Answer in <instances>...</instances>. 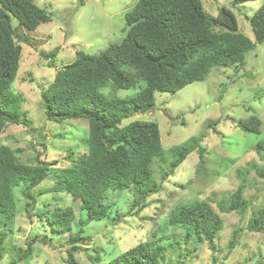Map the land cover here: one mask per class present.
Masks as SVG:
<instances>
[{
	"label": "rangeland",
	"instance_id": "374dc122",
	"mask_svg": "<svg viewBox=\"0 0 264 264\" xmlns=\"http://www.w3.org/2000/svg\"><path fill=\"white\" fill-rule=\"evenodd\" d=\"M50 14L48 22L40 23L36 29L27 30L14 17L11 24L15 38L22 46L19 68L11 89L23 96L21 110L25 112L24 125H8L0 134V144L6 143L20 162L33 163L37 153L47 162L56 161L52 168L70 165L78 153L86 151L88 123L84 118L66 119L61 122L47 121L41 104L40 93L52 80L56 69L72 61L77 51L98 54L110 44L122 40L125 34V14L137 0H32ZM264 0H246L233 6L231 0H201L206 12L215 16L222 6L234 13L238 31L252 41L254 34L250 17ZM215 28L225 29L222 25ZM58 47V53L51 59H43L40 51ZM49 61L52 65L49 66ZM126 68V67H125ZM246 73L253 75L248 78ZM143 81L128 89L100 88L107 96L127 98L140 90ZM257 116L261 121L259 133L245 131L236 125L239 119ZM155 121L160 130L164 148L163 158L152 164L153 177L160 191L147 198V205L139 211L132 210V190H108L106 205L110 207L109 217L91 220L80 226V211L77 202H72L68 193L52 191L38 196L39 190H50L53 185L52 172L34 189L36 202L30 219L21 195L20 183L14 187L16 213L7 222L0 219V264H10L17 259V249H24L26 242L34 235L46 236L52 246L38 241L33 252L26 259L15 264H61L68 234H59L50 228L37 212L57 206L72 205L76 218L71 233L80 232L90 240L75 252L80 264H107V261L137 242L150 237L156 222L149 220L159 204V220L164 216L165 207L183 197L192 202L207 200L223 222L214 239L215 249L204 240L186 237L183 228H172V234L159 264H264V234L246 228L253 213L264 201V179L254 167L264 169L261 150L256 148L264 140V41L255 43L245 53L242 64L230 67H212L201 81H193L177 91H156L155 103L150 110H138L124 118L122 124L132 120ZM190 137H196L203 147L201 160L194 149L170 175L169 162L173 159L172 148L183 144ZM185 188L178 187L185 184ZM243 183L242 197L248 202L243 211H227V205L219 207L220 200ZM178 187V188H177ZM55 203L53 204V202ZM152 216V215H151ZM236 233L233 248L229 241ZM87 248V249H86ZM101 257L92 262L88 255Z\"/></svg>",
	"mask_w": 264,
	"mask_h": 264
},
{
	"label": "trees",
	"instance_id": "16d2710c",
	"mask_svg": "<svg viewBox=\"0 0 264 264\" xmlns=\"http://www.w3.org/2000/svg\"><path fill=\"white\" fill-rule=\"evenodd\" d=\"M246 0H231L233 6ZM14 17L27 30H34L40 23L51 19L46 10L32 0H0V134L8 125H24L25 112L21 110L23 96L14 93V81L21 59L22 46L16 41L11 24ZM125 34L121 41L110 44L98 54L77 51L68 64L56 69L51 81L40 93L41 104L47 121L61 122L66 119L84 118L88 123L86 151L70 160V165L52 168L56 161L47 162L37 153L33 163L20 162L16 150L8 144H0V219L8 222L16 213L13 189L20 183L21 195L32 218L36 196L33 189L51 171L53 185L50 190H39L37 195L52 191L70 194L80 211V226L91 220L109 217L110 207L106 205L108 190H132V210L147 205V198L160 191L153 177L151 164L161 160L164 148L160 130L155 121L132 120L122 124L124 118L138 110L152 108L156 91H177L184 85L203 80L212 67H230L242 64L245 53L255 43L264 41V1L254 11L249 21L254 41L238 31L237 19L227 7H220L215 16L209 15L201 0H137L126 12ZM222 25L225 29L215 28ZM58 53V47L40 51L43 59H51ZM49 66L52 62L49 61ZM126 67V68H125ZM143 81L140 90L133 96L118 98L107 96L101 87L128 89ZM236 125L245 131L259 133L261 121L255 115L239 119ZM264 160V140L256 143ZM194 149L203 159V147L196 137L172 148L173 159L169 162L170 175ZM256 173L264 179V169L251 164ZM179 184L178 187H184ZM177 187V188H178ZM244 185L239 184L227 198L223 197L219 207L227 205V211H243L248 202L242 197ZM55 201L53 202V204ZM159 204L149 215L155 221L150 237L137 242L107 261V264H159L172 238L168 231L183 228L186 237L204 240L215 249L214 239L222 228L220 215L207 200L189 202L183 197L165 207L164 216L157 219ZM53 231L68 234L64 249L65 258L61 264H80L75 252L90 240L80 232L71 233L76 218L72 205L37 212ZM246 228L264 234V201L253 213ZM236 233L229 241L233 248ZM2 238H0L1 243ZM38 241L50 245L46 236L34 234L24 249H17V260L26 259L33 252ZM87 249V248H86ZM92 262L101 257L88 255ZM256 264H261L257 262Z\"/></svg>",
	"mask_w": 264,
	"mask_h": 264
},
{
	"label": "water",
	"instance_id": "95a60500",
	"mask_svg": "<svg viewBox=\"0 0 264 264\" xmlns=\"http://www.w3.org/2000/svg\"><path fill=\"white\" fill-rule=\"evenodd\" d=\"M246 76H247L248 78H253V77H254V76L251 75L250 73H246ZM147 110H150V108H148Z\"/></svg>",
	"mask_w": 264,
	"mask_h": 264
}]
</instances>
